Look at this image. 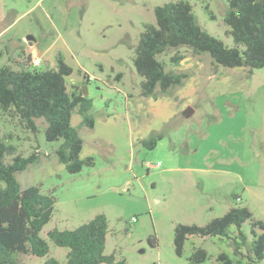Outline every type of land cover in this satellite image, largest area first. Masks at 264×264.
<instances>
[{
	"label": "rangeland",
	"instance_id": "1",
	"mask_svg": "<svg viewBox=\"0 0 264 264\" xmlns=\"http://www.w3.org/2000/svg\"><path fill=\"white\" fill-rule=\"evenodd\" d=\"M34 1H1L7 22L12 19L11 7L22 10ZM170 1L177 0H45L44 6L63 32L65 43L37 68H54L58 54L72 61L74 72L66 77L68 86L78 85L87 91L93 100L91 113L95 119L102 120L107 113L116 117V146L109 140L91 143L94 132L82 126L77 111L72 124L85 141L82 157L94 150L98 166L105 155L127 157L120 162L124 170H119L120 176H108L118 165L110 161V172L98 170L95 182L79 178V174H70L74 178L70 182L63 178L69 172L55 154L62 140H46L44 118L38 119L39 129L34 133L25 129L19 118L0 111V136L16 145L24 156L35 151L40 154L37 164L16 175L23 187L39 185L57 196L53 218L41 232L43 237L47 238L52 228H76L103 213L109 221L105 253L124 259L126 264H218L221 252L228 253L234 264H248L249 243L237 252L236 225L230 227V236L189 237L183 255L176 252L174 232L179 223L205 225L234 206H248L260 218L261 208L252 201L251 193L258 191L264 179V67L252 72L248 67L217 68L210 53H203V66L197 68L200 89L192 106L195 113L186 117L184 101L175 97L176 89L171 97L176 99L179 112L157 131L164 133L157 146L148 149L141 143L126 148L129 135L125 116L128 110L138 109L144 80L133 62L135 49L145 26L157 23L155 7ZM188 1L203 29L229 47L244 48L227 33V0ZM37 16L41 18L39 13ZM6 20L0 21V29ZM180 49L184 52L186 47ZM174 53L170 49L158 58L169 63ZM9 58L0 42V68ZM29 62L28 67L35 66ZM140 115H133L140 126L151 121L145 108ZM127 168L134 175L131 181L127 180ZM242 230L249 241L253 239L249 221ZM150 238H156V245ZM47 240V256L21 254L19 260L44 264L47 258L56 257L66 264L68 249ZM195 246L207 251L204 262L189 259ZM257 264H264V258Z\"/></svg>",
	"mask_w": 264,
	"mask_h": 264
},
{
	"label": "trees",
	"instance_id": "2",
	"mask_svg": "<svg viewBox=\"0 0 264 264\" xmlns=\"http://www.w3.org/2000/svg\"><path fill=\"white\" fill-rule=\"evenodd\" d=\"M229 8L224 22L229 27L238 46L229 47L221 39L202 28L193 4L177 0L155 7L156 25L147 24L135 49L133 62L138 73L144 77L141 83L142 96H158L173 93L183 86L190 74L174 67L184 58L181 46L193 55L209 52L213 65L237 68L248 67L250 72L264 67V0H227ZM174 49L169 63L158 56ZM73 67L58 54L56 66L39 69L24 65L19 70L10 65L0 68V111L19 118L23 127L36 133L38 119L47 122V141L62 140L55 154L70 174L81 173L95 165L93 156L82 157L84 138L79 128L72 124L74 112L82 116V126L93 129L95 118L91 113L93 100L78 86L70 88L66 77L72 75ZM164 137L157 132L143 139L148 149L157 146ZM8 157L11 160H8ZM40 160L39 152L27 156L18 153V148L0 136V264H28L19 260L21 254L45 257L50 253L51 240L55 245L66 247V264H126L114 254H106L109 221L100 213L87 222L71 229L52 228L47 238L41 232L54 215L57 196L54 191L45 192L39 185L23 187L17 173L26 170ZM250 222L248 234L242 230ZM232 225L236 234L237 252L240 246L248 245V264H257L264 258V220L254 215L248 206L231 207L225 214L215 217L205 225L179 223L175 227L174 245L178 255L184 254L185 243L191 236H230ZM260 232V233H259ZM156 245V238H150ZM208 258L202 247H194L189 259L194 263ZM218 264H234L231 256L221 252ZM44 264H61L56 257H49Z\"/></svg>",
	"mask_w": 264,
	"mask_h": 264
},
{
	"label": "crops",
	"instance_id": "3",
	"mask_svg": "<svg viewBox=\"0 0 264 264\" xmlns=\"http://www.w3.org/2000/svg\"><path fill=\"white\" fill-rule=\"evenodd\" d=\"M1 1L4 2V0H0V21L6 20V12L1 7L3 4ZM44 4L45 0H35L34 4L22 10L17 7H11L10 11H12V19L7 22V18L4 22L3 28L0 29V42H3L4 51L10 55L8 64L6 65H10L13 69L19 70L26 65L27 60H30L29 63H33L35 67H37V65L41 66L44 60L52 57L58 47L65 43L61 37L63 32L57 25L56 20L50 16L51 14ZM37 12L46 23L45 26H43L41 18L37 16ZM10 32L11 34H8ZM33 38L35 41H32ZM180 52H182V49H180ZM182 53L185 54L184 58L174 68L188 71L190 77L183 86L179 87L175 93V97L184 101L183 107L185 110L188 106L192 107L197 98L200 89L197 68L203 66V61L201 62L200 55H192L186 49ZM65 61L69 65L72 64V61L68 59ZM173 94L174 92L166 95L142 96L141 91L139 92L140 104L138 109L134 111L128 110L127 116H125L128 126L127 133L129 135V137L126 138V148L129 149L136 144H141L143 139L159 131V128L166 124V120H169L172 116L177 117L179 111L178 106L176 105V99L171 97ZM143 108L146 109L147 115H150L151 121L140 126L138 124L140 121L137 118H134L133 115L136 114L140 117ZM195 111L196 110H194V113ZM107 114L108 115L103 118L104 121L103 119L95 120L94 128L90 129V131L94 132L93 135L90 136V142L100 144L102 141L107 142L109 140L108 142L111 144L114 143L116 146L117 133L119 135V132H117L118 126L115 123L116 117L109 113ZM87 156H93L95 158V165L93 167L85 168L78 174L80 176L79 178L91 182L96 181V178L98 177L96 172L98 170H102L104 173L110 172L107 171L108 168H112V164L109 163L110 161L118 163V165L114 167V169H117L114 172H111L108 176H120L121 172L124 171L121 168L120 162H124L125 158H127L116 154L105 155L104 160H101L98 166V160L95 156L94 150H90ZM120 169H122V171H119ZM63 170L66 172L65 169ZM126 170L128 172L129 169L127 168ZM128 175V181L134 179V175H130L129 172ZM63 178L69 182L74 179L71 177L70 173L68 175H63ZM102 180H100V182ZM70 186L72 187L73 184ZM251 195V198H253L252 201L254 203L257 202L261 208L258 213L259 217L264 220V179L263 182L260 183L258 191L256 192L252 190Z\"/></svg>",
	"mask_w": 264,
	"mask_h": 264
},
{
	"label": "water",
	"instance_id": "4",
	"mask_svg": "<svg viewBox=\"0 0 264 264\" xmlns=\"http://www.w3.org/2000/svg\"><path fill=\"white\" fill-rule=\"evenodd\" d=\"M83 93L86 94L87 91L83 90ZM194 113V109L191 106H188L185 110H184V114L186 115V117H190L192 114Z\"/></svg>",
	"mask_w": 264,
	"mask_h": 264
}]
</instances>
